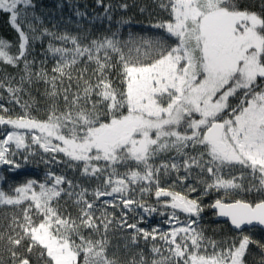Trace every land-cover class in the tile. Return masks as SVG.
I'll use <instances>...</instances> for the list:
<instances>
[{
	"label": "snow or ice",
	"instance_id": "1",
	"mask_svg": "<svg viewBox=\"0 0 264 264\" xmlns=\"http://www.w3.org/2000/svg\"><path fill=\"white\" fill-rule=\"evenodd\" d=\"M95 3L108 24L94 36L42 25L34 0H0L18 36L0 38V65L22 73L0 76V166L39 155L96 182L89 190L49 168L43 181L0 186V206L18 210L0 231V264H249L253 246L264 264L252 235L264 230V0H162L167 18L127 38L119 26L131 18ZM41 83L44 118L31 94ZM205 208L226 218L230 237L205 235ZM154 215L167 228L141 226ZM117 232L126 252L142 241L150 257L110 253Z\"/></svg>",
	"mask_w": 264,
	"mask_h": 264
},
{
	"label": "trees",
	"instance_id": "2",
	"mask_svg": "<svg viewBox=\"0 0 264 264\" xmlns=\"http://www.w3.org/2000/svg\"><path fill=\"white\" fill-rule=\"evenodd\" d=\"M162 0H105V4H111L113 6V20H119L121 17L128 19L131 18V24L129 25H120V33L124 38H127L129 32L134 34H151L153 29L149 27V22L155 23L157 20L166 19L167 13L159 7V3ZM34 3L37 5L36 15L41 17V24L52 28V25H58L59 30L67 29L73 34H75L78 30L83 31L87 28L92 35H98L105 31L108 22L103 19H95L97 14H103V8L97 7L95 0H72V3H78L80 5L81 10L87 11L88 16L85 18L76 17L73 15L72 10L69 7L67 0H34ZM63 3V8H58L57 4ZM121 3H128L130 7L125 11L118 7ZM145 7V11L143 13L140 12V7ZM31 15V10H29ZM0 38H6L11 41L14 45L18 42V36L16 32L12 29L9 24L8 14L0 12ZM47 42V38H45V43ZM44 48V44H41L40 41H37L35 44V57L39 60L43 57L40 55L41 51ZM13 52L16 51L15 47L12 49ZM49 71L52 67V62L46 65ZM3 73H8L10 75L19 77L21 73L20 69L12 68L8 66L0 65V76ZM44 91V85L38 84L32 87L31 94L38 101L39 111H33V115L38 116L39 118L45 117L44 112V102L42 93ZM28 99L27 96L24 97ZM19 109H17L18 111ZM62 158V154H61ZM45 159L47 156L45 155ZM18 162L23 164V167L20 169L13 170L12 172H8L7 166H0V176L8 177V183L4 184L0 182V186L4 187L6 191H8V186L12 184L22 183L27 179H37L39 181H43L45 175L49 168L55 172L56 174L63 173L70 179L80 180L84 183L85 187H88L89 190L96 186L95 181L85 182L83 178L80 177L78 170H73L69 168L66 164L60 165H49L46 166L42 162H36L40 160V156L35 157V160L29 163H23L20 157H17ZM121 172L125 171L123 167L119 169ZM246 199H256L257 195L255 192L246 194ZM214 199L213 196H210L204 200L205 204L210 203ZM61 207H68L69 211L75 215V209L70 206V202L68 205H65L63 201H61ZM15 209L11 207H3L0 206V231H3V225L7 223L6 217H10ZM119 215V212H117ZM201 223L205 226V235L210 236L216 240H220L224 237H230L232 235V231L228 223L220 222L215 220V214L211 208H205V211L202 214ZM157 224H161L162 227L167 228L166 225L162 224V218L160 216L154 215L150 217L146 223L142 224V227L151 228ZM252 235L254 239L264 241V231L261 229L252 230ZM127 237H121L120 233H114L111 236V247L109 252H115L117 256L120 258L122 262L128 260L132 254H135L140 249H143L146 255H149V248L151 245H145L142 241L139 244L138 248H132L131 252H126L123 245L126 241ZM0 247H2V242H0ZM138 259V257H137ZM260 259V252L254 246L252 247V253L248 257L249 264H256V262ZM34 264H38L36 261L35 255H33Z\"/></svg>",
	"mask_w": 264,
	"mask_h": 264
},
{
	"label": "water",
	"instance_id": "3",
	"mask_svg": "<svg viewBox=\"0 0 264 264\" xmlns=\"http://www.w3.org/2000/svg\"><path fill=\"white\" fill-rule=\"evenodd\" d=\"M213 210V209H212ZM213 212H214V210H213ZM215 220L216 221H220V222H226V223H228L227 222V220H226V218H219V217H216L215 216ZM228 225L230 226V224L228 223ZM230 228H231V226H230ZM258 229H260L259 227H257ZM262 230V229H261ZM262 231H264V230H262Z\"/></svg>",
	"mask_w": 264,
	"mask_h": 264
},
{
	"label": "rangeland",
	"instance_id": "4",
	"mask_svg": "<svg viewBox=\"0 0 264 264\" xmlns=\"http://www.w3.org/2000/svg\"><path fill=\"white\" fill-rule=\"evenodd\" d=\"M8 190H9V186H8ZM18 211V210H17Z\"/></svg>",
	"mask_w": 264,
	"mask_h": 264
}]
</instances>
